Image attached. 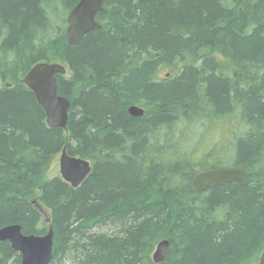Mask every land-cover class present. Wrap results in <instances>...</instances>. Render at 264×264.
Wrapping results in <instances>:
<instances>
[{
	"label": "trees",
	"instance_id": "obj_1",
	"mask_svg": "<svg viewBox=\"0 0 264 264\" xmlns=\"http://www.w3.org/2000/svg\"><path fill=\"white\" fill-rule=\"evenodd\" d=\"M78 1L0 0V80L9 81L0 87V227L45 233L35 200L54 231L50 264L257 258L264 0H105L96 15L101 28L68 44L66 18ZM39 61L67 68L56 75L71 103L65 129L48 126L21 81ZM130 104L144 115L131 116ZM63 147L91 162L77 187L60 175L45 179ZM212 167L242 169L246 180L193 190L192 177ZM163 238L165 259L154 263ZM0 264H20L7 241Z\"/></svg>",
	"mask_w": 264,
	"mask_h": 264
},
{
	"label": "water",
	"instance_id": "obj_2",
	"mask_svg": "<svg viewBox=\"0 0 264 264\" xmlns=\"http://www.w3.org/2000/svg\"><path fill=\"white\" fill-rule=\"evenodd\" d=\"M105 0H79L67 15V43L79 44L86 33L98 30L101 24L96 15L103 10ZM67 68L57 61H39L32 65L21 81L34 93L38 104L43 108L48 126L65 129L71 103L58 93L56 75H64ZM127 111L131 116H142L143 107L130 104ZM91 162L80 156L70 155L63 147L59 153L61 178L72 187L79 186L91 171ZM246 173L233 167H212L197 172L191 180V187L197 192L215 186H223L233 181H245ZM33 202L40 209V204ZM41 210V209H40ZM49 222V218L47 219ZM0 241L9 242L13 251L20 254V264H50L54 243V231L48 226L43 234H26L18 223L0 227ZM169 240L160 239L152 251L151 259L160 263L165 259ZM258 264H264V248L260 252Z\"/></svg>",
	"mask_w": 264,
	"mask_h": 264
},
{
	"label": "rangeland",
	"instance_id": "obj_3",
	"mask_svg": "<svg viewBox=\"0 0 264 264\" xmlns=\"http://www.w3.org/2000/svg\"><path fill=\"white\" fill-rule=\"evenodd\" d=\"M163 75V74H161ZM7 83H9V81H4V80H0V87L6 85ZM235 119V118H233ZM233 119H229L226 121V123L224 124V126L226 125L227 127H229V123H231V121H233ZM201 126L200 125H197V128L201 129L200 128ZM215 134L212 132L210 133L208 136H207V139H210V137L214 136ZM216 137V135H215ZM213 137V138H215ZM60 153V152H59ZM59 153L57 155L54 156L52 162H51V165L48 169V171L46 172V175H45V179L46 178H49V177H52L54 175H60V171H59ZM40 211L42 212V219H41V222H40V225L42 227H45L46 229L48 228V217H49V210H47L46 208L42 207L40 205ZM104 230H107L106 228H103ZM260 255V254H259ZM259 255L257 258H255L254 260H251L249 263L247 264H258V258H259Z\"/></svg>",
	"mask_w": 264,
	"mask_h": 264
}]
</instances>
